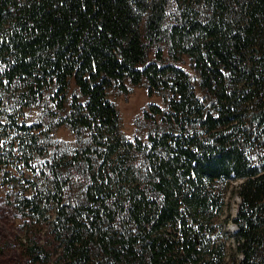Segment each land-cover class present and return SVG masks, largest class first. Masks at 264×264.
Masks as SVG:
<instances>
[{
  "label": "trees",
  "instance_id": "1",
  "mask_svg": "<svg viewBox=\"0 0 264 264\" xmlns=\"http://www.w3.org/2000/svg\"><path fill=\"white\" fill-rule=\"evenodd\" d=\"M140 86L166 108L128 140L110 93ZM36 106L56 124L20 122ZM250 118L264 153V0H0V165L35 171L19 206L64 264H264ZM64 126L79 147L50 158ZM232 182L234 243L219 224Z\"/></svg>",
  "mask_w": 264,
  "mask_h": 264
},
{
  "label": "rangeland",
  "instance_id": "2",
  "mask_svg": "<svg viewBox=\"0 0 264 264\" xmlns=\"http://www.w3.org/2000/svg\"><path fill=\"white\" fill-rule=\"evenodd\" d=\"M164 58L169 62L168 51H165ZM154 59L155 55L152 54L151 60ZM178 66L191 77L196 95L202 98L203 93L197 86L198 78L191 67L190 58L184 57ZM110 100L116 105L120 113L121 132L124 138L128 140H134L136 135L143 133L144 126L138 125L136 121L143 118L144 111L148 109L149 105L154 104L163 109L166 108L163 98L159 95L150 98L145 86L134 88L129 97L120 94L118 91H113L110 93ZM133 103L136 104L132 105ZM21 107L23 108V105L17 107L18 114V109ZM10 114H14V112ZM21 114L20 122L28 126L42 123L46 126L56 124L51 121L54 114L51 111H43L38 106L31 109L24 108V112ZM247 122L250 124V128H253L252 131L257 138V141H254L255 146L248 144L247 150L253 155L254 164L261 168L264 165V153L260 146V134L255 129V123L252 124L253 120L251 118ZM45 146L49 149L48 154L51 158L52 155L62 151H75L79 144L77 137L64 126L53 131ZM12 164L14 165L9 167L0 165V264H64L60 260V244L55 241L52 227L44 221L28 222L22 208L19 206L18 201L20 198L24 195L29 196L27 190L30 188V184L28 181L32 182L35 171H31V168L26 167L23 162L16 161V159ZM34 164L37 173L40 174L42 168H38V164L45 165V159L38 158ZM237 186L238 182H232L228 186L226 206L219 220V224L231 236L230 243L232 241L234 243L235 240L234 235L237 232V226L232 220L236 217L241 202L240 197L237 195ZM35 245L41 250L34 255L31 252L32 247ZM234 253L236 252L233 251ZM37 257H40L39 262L36 260Z\"/></svg>",
  "mask_w": 264,
  "mask_h": 264
},
{
  "label": "bare ground",
  "instance_id": "3",
  "mask_svg": "<svg viewBox=\"0 0 264 264\" xmlns=\"http://www.w3.org/2000/svg\"><path fill=\"white\" fill-rule=\"evenodd\" d=\"M134 104H136V103H133L132 105H134Z\"/></svg>",
  "mask_w": 264,
  "mask_h": 264
}]
</instances>
